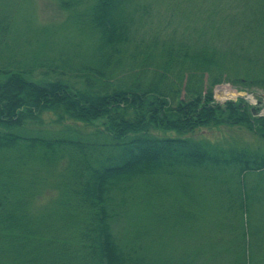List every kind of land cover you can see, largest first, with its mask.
<instances>
[{
  "label": "trees",
  "instance_id": "16d2710c",
  "mask_svg": "<svg viewBox=\"0 0 264 264\" xmlns=\"http://www.w3.org/2000/svg\"><path fill=\"white\" fill-rule=\"evenodd\" d=\"M55 1L68 11L64 39L27 51L11 12L24 6L0 0V264H264V183L245 180L264 174V149L195 133L224 124L264 138L257 105L213 96L224 81L264 90V0ZM160 3L180 11L175 26ZM59 160L50 181L23 170ZM195 167L225 186L221 204L214 194L204 206L237 212L233 236L213 234L232 227L190 209L197 227L167 212L148 229L151 212L138 208L159 186L146 183L172 175L190 205L204 199L186 173ZM41 180L53 193L32 209ZM169 218L185 220L191 239L177 256L148 241Z\"/></svg>",
  "mask_w": 264,
  "mask_h": 264
},
{
  "label": "rangeland",
  "instance_id": "374dc122",
  "mask_svg": "<svg viewBox=\"0 0 264 264\" xmlns=\"http://www.w3.org/2000/svg\"><path fill=\"white\" fill-rule=\"evenodd\" d=\"M18 5H23L24 9L26 11H11L12 13L16 14V17L19 19L18 29L21 32L20 38L22 39V44H25L23 49L24 50H31L38 45L42 44V48L44 50V43L46 45H53L54 47H58L57 42L64 39V29L62 30L60 24H62L66 17L67 12L65 9L59 8L57 2L55 0H13ZM157 7V14L162 15L165 14L166 17H169V21L172 22L168 27L171 25H176V19L175 15L177 12L180 11H167L165 9V5L160 4H154ZM18 12V14L16 13ZM20 17H19V16ZM157 16H154V19H156ZM165 22V20H164ZM175 23V24H173ZM67 31V30H65ZM47 47V51H48ZM42 68H44V64L39 66L37 71H41ZM227 89L231 90L230 93L227 96H220L218 95L219 91H227ZM217 92V95H216ZM213 96L216 100L223 103L226 99H232L236 100L239 96L244 98L251 106V109L254 107V105H257L259 107L258 113L264 115V90L261 89L257 85H251L249 87H243L240 86L239 83H230L228 81L220 82L215 84L213 87ZM255 111V110H253ZM254 114V113H253ZM50 124L43 122L41 127L46 128ZM81 128L82 132L88 131L89 128H85L83 126H79ZM52 129L59 128L61 126L58 125H51ZM198 135H203L206 138H208L211 141H216L222 145H228L230 143L233 144H244L249 147L255 148L259 147L260 149H264V138L258 136L257 134L251 132L249 129H247L244 126H237V125H218V126H211V127H202L200 130L195 132ZM63 160H59L58 163L54 166V168H50L48 171H46L43 167L38 166H31L26 165L23 167L24 173L27 174L31 168H35L39 171V174L41 175H47L48 181L51 180V178H54L59 171L62 170L63 167ZM193 169H187L186 173L194 172L196 174V177H191L192 185L195 187V190L200 193V190L202 191V194L204 196V199L201 198V193L196 196L198 198V201H191L190 205L187 203L184 195L180 194L179 191L175 187V183L173 182V176H166V179H163L162 177L155 180L156 185H150L149 183H146V189L148 190L150 187L153 189L155 187H158V193L151 194V198L148 199L147 203H143L144 205L139 206L140 212L150 211L151 216L150 217H144L145 221H147V227L150 230V224H152L153 220L152 218L157 217L156 215H159L162 219L165 218V215H167V212H170L174 214L175 216L179 215H186V211L190 209L193 211V213L196 216H201L200 221H202L203 218L206 220H213L218 221L221 220L224 221L227 225H229L230 230L227 232L226 230H223V226L221 227L220 231H215L213 234L220 236V237H226V236H233L238 231V218L239 215L237 212H235L232 208L230 211H223L222 215L219 214V212L214 211V209H208L210 205H207L206 207L204 204H210L211 197L214 196V204H221L222 199L221 196H219L220 192L225 191V186H221L220 184H217L214 182V184L204 179V177L199 176V170L196 167ZM204 172L202 171V174ZM247 176L245 177V180L247 182L248 186H253L256 181L259 182V185L262 186L264 183V174H260L259 172H248L246 173ZM46 181V180H45ZM137 183V182H134ZM140 185L142 186L143 183L140 181ZM216 185V186H213ZM53 187L49 183H44L43 180H41V183L39 184V191H37L36 196L32 199L30 206L32 209L41 208V206L47 204L49 196L53 193L50 189ZM138 189H140L139 184L137 185ZM217 187V189H216ZM142 191V189H140ZM223 199L225 198V193L221 194ZM227 195V194H226ZM262 207L264 208V201L261 202ZM186 222L188 221L191 225V227H197L199 225V220L195 218H189L190 216L186 215ZM173 221V218H169L166 223V228L162 232H157L154 229L151 230V235L148 238L151 239V237L154 235V238L150 241L153 245L157 247H162L161 240L166 241V252L168 254H173L177 256L181 252H184L182 250L183 247V241L188 243L191 239L188 235L187 230V223H185V220L182 222H179V224L175 225H169ZM220 226V225H218ZM234 226V227H233ZM146 227V228H147ZM161 228V227H160ZM190 232V231H189ZM191 233V232H190ZM192 234V233H191ZM189 249V248H187Z\"/></svg>",
  "mask_w": 264,
  "mask_h": 264
},
{
  "label": "bare ground",
  "instance_id": "6f19581e",
  "mask_svg": "<svg viewBox=\"0 0 264 264\" xmlns=\"http://www.w3.org/2000/svg\"><path fill=\"white\" fill-rule=\"evenodd\" d=\"M231 90L227 89V91H219L218 92V95L220 96H227L229 93H230ZM216 95H217V92H216Z\"/></svg>",
  "mask_w": 264,
  "mask_h": 264
},
{
  "label": "water",
  "instance_id": "95a60500",
  "mask_svg": "<svg viewBox=\"0 0 264 264\" xmlns=\"http://www.w3.org/2000/svg\"><path fill=\"white\" fill-rule=\"evenodd\" d=\"M253 109V108H252Z\"/></svg>",
  "mask_w": 264,
  "mask_h": 264
}]
</instances>
